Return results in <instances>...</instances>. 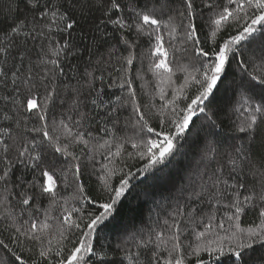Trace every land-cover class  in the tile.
<instances>
[{"label":"snow or ice","instance_id":"6c2138e0","mask_svg":"<svg viewBox=\"0 0 264 264\" xmlns=\"http://www.w3.org/2000/svg\"><path fill=\"white\" fill-rule=\"evenodd\" d=\"M77 3L26 0L38 14L0 41V122H9L0 127V205L19 208L0 217L8 233L0 250L11 256L0 255V264H264V184L257 190L245 183L257 156L264 166V55L260 63L245 57L253 46L264 52V0H94L102 17L87 32L76 19ZM20 37L25 45L39 42L35 61ZM145 37L153 45L148 71L173 87L170 97L161 89L159 107L138 100L130 74ZM169 48L184 62L171 60ZM73 60H84L82 70ZM174 76L183 82L175 86ZM105 84L121 94L105 99ZM58 104L66 110L50 123ZM229 122L236 142L222 152ZM21 129L27 135L17 141L12 131ZM192 144L202 145L199 159L180 176L173 165ZM86 172L96 176L97 194ZM178 176L174 203L154 223L125 228L114 246L101 241L130 190L162 181L175 186ZM53 207L60 210L54 231ZM249 212L256 220L242 227ZM116 252L123 253L119 260Z\"/></svg>","mask_w":264,"mask_h":264},{"label":"trees","instance_id":"16d2710c","mask_svg":"<svg viewBox=\"0 0 264 264\" xmlns=\"http://www.w3.org/2000/svg\"><path fill=\"white\" fill-rule=\"evenodd\" d=\"M139 3H143V0H138ZM172 7H179V4L174 2ZM35 13L34 10L26 4V0H0V41L5 40L8 38L9 34L11 33V28L16 26L20 23L30 24L32 17ZM75 16L76 19L79 21V24L82 26L84 31H88L91 27L94 26L95 23L99 21L102 17V12L97 10V7L94 6V0H78L75 9ZM111 31V28L107 29ZM207 25H201V39H203V33L207 32ZM81 28H77V30L73 33V37L78 38L80 34ZM130 38H133L130 36ZM21 42V46L25 49L26 55L30 56L34 61L37 59V54L40 51V44L38 41H32L28 39L27 44H24V38H18ZM57 39H60L57 36ZM165 40H168L167 33H165ZM114 42V41H113ZM107 45L101 44L98 46L97 51L103 52L105 51ZM153 47L147 40V38H141L139 46L137 48V54L139 59L134 62L133 67L131 68V76L133 77V87L137 92V98L142 104H149L154 103L159 107L165 103L164 100L160 99V92L161 89L171 96L173 91V87L169 86L168 84H161L159 77L155 76L152 72L148 71L149 60L147 59L148 53L150 49ZM165 47L167 48L168 45L166 44ZM180 47L179 44H176V48ZM15 51V49L13 50ZM170 59L176 62H184V55L180 51H175L169 48ZM126 55V53H125ZM264 55V52L260 50L258 46H253L248 48L245 53V57H251L256 60L257 63H260L259 58ZM71 63L79 64L81 70L84 66V60H73ZM13 64V60L11 57L8 58V67H11ZM119 67V65H117ZM233 71L236 73L237 79L239 78L240 70L236 67L235 63L232 66ZM36 72H41L42 68L37 67L34 69ZM65 71L69 72V67L66 63ZM137 74L143 76V79H136L135 77ZM177 75H181L177 73ZM115 78V77H114ZM173 80L176 81V85L178 86L182 83V77L180 80H176V76L173 77ZM11 90V86L9 87ZM105 90V99L113 98L114 95L121 94V90L118 88H108L107 84L104 85ZM3 91H0V95H4ZM42 94V90H41ZM126 94V93H125ZM230 95V93H229ZM39 99V96H38ZM4 108V104L0 103V109ZM66 110V106L57 105L56 109L53 113H50L49 122L53 119L59 120L61 119V113ZM130 112V110H129ZM129 112H125L121 115V120L123 121ZM235 118V117H234ZM9 122H0V127L7 126ZM155 123V122H154ZM231 123L229 122L228 125L225 127L224 132L222 133L226 143L223 144L222 152L229 151V145L236 142L231 139L235 133L230 131ZM13 129L15 126L13 125ZM13 137L17 139V141L22 140V138L27 135L23 133L21 130H13L12 131ZM7 139V137H5ZM12 143V141H9ZM19 146V144H17ZM3 145H0L2 148ZM129 151H131V146H126ZM202 147L200 144H192L190 147L188 145L185 146L184 149H181V155L177 157L176 162L173 165V172H179L180 176L185 175V171L191 166H195V161L199 159V150ZM78 151L77 149H74ZM113 151L115 148L113 147ZM14 155V153H13ZM257 163L255 165L254 174L248 175L245 178V183L248 187H255L257 190L264 184V166L259 161V156L255 158ZM97 160L100 163H104L103 157L98 155ZM135 163L134 161H129V164ZM60 166V162H57V167ZM99 167V165H97ZM135 171V168H133ZM227 171V170H225ZM20 172L18 171L16 175H19ZM25 180H31L32 174L30 172H24ZM85 183L87 184L90 192L92 194L98 193L97 188V178L96 176L92 175L89 176L88 173H85L84 177ZM132 183L138 184V180L132 181ZM179 187V176L176 178L175 186L173 183H168L167 181H162L158 184H155L151 187H146L141 185L134 190H130L129 193L126 194V198L122 199L121 203L117 205L116 212L114 215L116 216L115 221L108 224L107 227H103L102 231L100 232L101 241L105 244H112L113 246L121 239L125 237L124 229L127 228L129 232L133 230H139L144 228L146 225L152 224L157 219V213H160L161 216L163 214L164 209L167 207L169 202L174 203L172 197L177 195V189ZM71 190L65 191L61 188V195L68 196L70 195ZM14 204V200H13ZM42 209H47L49 207V203L47 200H44L41 205ZM8 212L19 213V208L9 206L0 205V217L5 215ZM151 213V215H150ZM218 215L223 216V210H221ZM51 219L48 223L52 224L53 231L56 227V217L60 216V210L53 207L50 211ZM27 217H21V219H26ZM39 220H44V213L43 211L39 214ZM256 220V216L253 212H249L246 216L241 218V226L247 227L250 223ZM6 222L0 219V238H3L7 242L8 233L4 230ZM51 238V235L48 237ZM32 245L29 244L28 247ZM0 255H8L9 259H11L10 254L4 253L0 250ZM123 253H113V256L119 260ZM38 258V257H34ZM46 264V262H44Z\"/></svg>","mask_w":264,"mask_h":264}]
</instances>
